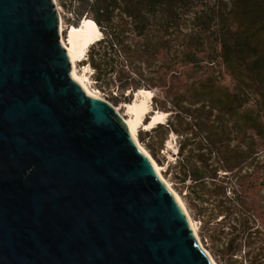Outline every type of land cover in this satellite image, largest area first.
<instances>
[{"label":"water","instance_id":"water-1","mask_svg":"<svg viewBox=\"0 0 264 264\" xmlns=\"http://www.w3.org/2000/svg\"><path fill=\"white\" fill-rule=\"evenodd\" d=\"M71 69L55 0H0V264H213L124 118Z\"/></svg>","mask_w":264,"mask_h":264},{"label":"trees","instance_id":"trees-1","mask_svg":"<svg viewBox=\"0 0 264 264\" xmlns=\"http://www.w3.org/2000/svg\"><path fill=\"white\" fill-rule=\"evenodd\" d=\"M61 4L73 23L87 17L94 24L96 37L88 46L96 82L118 62L120 71L128 68L138 76L120 81L121 87H160L161 98L151 97L159 107L175 104L176 95L185 92L189 103L200 104L194 109L205 114L193 122L199 133V158L192 160L190 152L182 156L176 161V175L187 182L193 198L203 202L204 220L208 223L220 214L215 220L220 223L227 199L224 194L211 196L207 180L213 181L218 169L225 168L236 175L233 192H244L239 169L245 162L260 161L257 148H264V0H61ZM222 67L234 80L232 88L219 81ZM140 81L147 83L139 85ZM162 126L159 122L150 130ZM166 126L175 130L172 122ZM229 132L237 138L232 145ZM178 151L182 154V143Z\"/></svg>","mask_w":264,"mask_h":264},{"label":"rangeland","instance_id":"rangeland-1","mask_svg":"<svg viewBox=\"0 0 264 264\" xmlns=\"http://www.w3.org/2000/svg\"><path fill=\"white\" fill-rule=\"evenodd\" d=\"M56 2L60 9L62 35L64 40L67 41L72 29L80 27L82 19L87 17L81 18L75 24L68 8L61 4V0H56ZM97 28L99 31L98 26ZM100 36L99 31V38ZM119 66L118 62H115L113 71L102 73L100 80L96 82L94 79L95 69L89 58V47L85 55L76 63L79 74L83 73L85 68H88L85 73L88 76V85L91 89L117 107L125 117H128L130 104L141 96L142 89L151 91L152 97L155 94L158 98H161L160 87L149 85L148 87H139V89L136 87L133 89L122 88L119 84L120 81L126 78L130 79L132 76L138 78V76L134 73L130 74L128 68L120 71ZM119 76L121 80H119ZM219 81L229 88H232L234 84L231 74L225 71L223 67L220 71ZM146 83L140 81L139 85ZM187 96V92L179 96L176 95V103H168L166 108L159 107L155 103V98L150 99L152 106L150 112L153 113L157 109L165 111L167 114L162 119L163 121H159L163 123V126L158 130L152 131L150 128L159 122L148 127V129L141 124L138 127V141L143 149L161 165L162 173L169 184L184 199L189 213L195 220L199 239L216 264H264V162H261L264 159V148L262 146L257 148L259 150L257 157L260 161L253 165L245 162L239 169L240 174H243L244 192L239 194L233 192L232 185L236 175L225 168L218 169L213 181L207 180L209 182L208 186L212 188L211 196L220 197L221 194H224L227 199L224 203L227 205V210H224L226 213L225 218L216 224L215 220L221 216L219 214L217 218H212V221L207 223L204 220L205 216H202V213L205 212L203 202L195 200L185 184L187 182L183 183L176 175L178 169L176 161L182 156L190 152L192 160L199 158L197 153L200 139L198 129L193 122L198 117L203 116L205 112L203 109L195 110L194 108L199 107L200 104L189 103ZM158 104L160 103L158 102ZM215 113L216 111L213 112V114ZM150 117L151 113H147L143 121H149ZM167 122H172L175 130L169 129L166 126ZM227 138L231 145L237 141V138L231 132L227 134ZM179 143H182L183 146L182 154L178 151ZM186 181H188V178ZM221 224H225L224 227H221Z\"/></svg>","mask_w":264,"mask_h":264},{"label":"bare ground","instance_id":"bare-ground-1","mask_svg":"<svg viewBox=\"0 0 264 264\" xmlns=\"http://www.w3.org/2000/svg\"><path fill=\"white\" fill-rule=\"evenodd\" d=\"M55 5H56L57 10L59 12L60 39H61L62 43L64 44L65 48L67 49V51L69 53V56H70V59H71V64H72L71 73H72V76L83 86V88L87 91V93H89V94H91V95H93L95 97H98V98H101V99H105V98L101 97L99 95V93L94 92L93 90H91L89 88L88 76L85 73V71L88 68H85L84 72L81 73V74H79L77 69H76V63L78 62V60H80L85 55V53L87 51V48L89 47L88 45L91 42H94V40H95L96 31H95L94 24L92 22H89L86 19H83L81 21V25L79 27V30L76 31V32L70 33V35L68 37V40L65 41L64 38H63V35H62L61 15H60V11H59V8H58L56 0H55ZM140 95L141 96L136 98L130 104L128 117H125L124 115H122L119 112V109L117 107H115L114 105H113V107L118 112V114L121 115L124 118V120L126 121V123L128 125V128H129L131 134L133 135L134 139L136 140L137 144L143 149V147L140 145V143L138 141V137H137V135H138V127L142 124L145 128L148 129V127L153 126L156 122L163 121L162 119L165 118L167 113L164 112V111H161V110H156L153 113L150 112V111H152V106H151V102H150V99L152 97L151 91L146 90V89H142ZM147 113H151V117H150L149 121L144 122L143 119H144V117L146 116ZM146 153L149 155L148 152H146ZM150 159H151V161H152V163H153L158 175L166 183V185L171 189V191L173 192L174 196L176 197L178 202L181 204L183 210L185 211V213H186V215H187V217L189 219L190 225H191V227H192V229H193V231H194L199 243L202 245V243H201V241L199 239L198 229H197L195 220L193 219V217L189 213V210H188L185 202L182 200V198L179 195V193L175 189H173V187L169 184L168 180L163 175L161 165H159L151 156H150ZM202 247L205 249V251L210 256L211 261L213 262V264H216L214 262L213 258L211 257V255L209 254V251H207V249L203 245H202Z\"/></svg>","mask_w":264,"mask_h":264}]
</instances>
